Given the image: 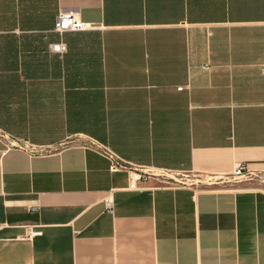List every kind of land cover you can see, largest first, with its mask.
<instances>
[{
    "label": "crops",
    "instance_id": "0c3cea01",
    "mask_svg": "<svg viewBox=\"0 0 264 264\" xmlns=\"http://www.w3.org/2000/svg\"><path fill=\"white\" fill-rule=\"evenodd\" d=\"M0 129V264H264V0H0Z\"/></svg>",
    "mask_w": 264,
    "mask_h": 264
},
{
    "label": "built area",
    "instance_id": "2783aa9c",
    "mask_svg": "<svg viewBox=\"0 0 264 264\" xmlns=\"http://www.w3.org/2000/svg\"><path fill=\"white\" fill-rule=\"evenodd\" d=\"M57 23L55 26V30L57 32H63V31H74V30H81L86 27V24L80 22L78 19L73 17L70 12H59L57 16ZM50 50L53 52H62L65 50V44L61 41L59 43L50 44ZM178 90H181L182 87L178 86ZM2 137L7 136L5 133H0ZM106 156L109 159V161H112L111 164V170H117L120 167H122L116 160L114 154L110 151H105ZM171 172L168 171H152L148 170L147 168H130L128 170V177H129V183L128 186L130 188H134L137 181H141L142 179H147L149 176L153 177H166L169 179H176L175 176H171L169 174ZM259 177L260 181L264 183V175H257L254 173V171H250L248 167L246 166L245 162H239L237 165L233 168L231 173L229 175H226L225 177L230 178L231 180L238 182V181H246L253 179L254 176ZM105 209H107L109 212H111L113 209L112 200L105 199L104 200ZM34 234H40V231H33Z\"/></svg>",
    "mask_w": 264,
    "mask_h": 264
},
{
    "label": "rangeland",
    "instance_id": "374dc122",
    "mask_svg": "<svg viewBox=\"0 0 264 264\" xmlns=\"http://www.w3.org/2000/svg\"><path fill=\"white\" fill-rule=\"evenodd\" d=\"M1 132H3L1 129H0V133ZM6 134V133H5ZM8 136L12 139V140H14V136L13 135H11V134H8ZM9 138V139H10ZM169 174H171V176H175V177H178V178H182V176H180V175H176L175 173H169ZM224 179V181H226V182H229V183H234V184H241V183H246V184H249L250 186H252V187H254V186H258V187H260V188H264V183L263 182H261L260 181V179H259V177H257L256 175L253 177V179H251V180H246V181H238V182H235V181H233V180H231L230 178H227V177H224L223 178Z\"/></svg>",
    "mask_w": 264,
    "mask_h": 264
}]
</instances>
